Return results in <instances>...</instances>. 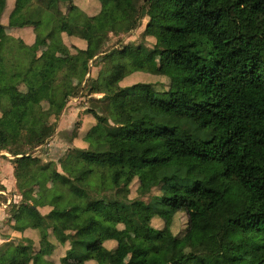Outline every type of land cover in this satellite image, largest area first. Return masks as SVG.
<instances>
[{
  "label": "trees",
  "instance_id": "trees-1",
  "mask_svg": "<svg viewBox=\"0 0 264 264\" xmlns=\"http://www.w3.org/2000/svg\"><path fill=\"white\" fill-rule=\"evenodd\" d=\"M9 1L10 28H48V35L78 36L86 48L67 58L38 57L44 33L31 47L0 41V151L14 157L24 199L15 230L31 228L40 238L37 252L29 240L10 257L1 251L0 264H54L46 260L53 251L49 231L69 244L59 264H121L128 257L132 264H264V0H144L142 6L97 0L101 10L93 17L73 0H0V22ZM147 11L154 16L144 34L155 39L154 48L106 54L107 31L136 30ZM94 58L113 62L109 76L87 87L88 95L103 94L96 100L102 108L87 111L96 121L83 138L88 148L64 155L70 168L62 174L32 152L55 132L49 119L60 111L63 82ZM156 58L159 75L169 80L165 92L149 84L118 86ZM33 172L56 182L43 203L52 208L45 216L36 200L28 203ZM135 180L139 196L156 188L160 195L131 200ZM76 205L84 213L67 217ZM178 213L187 217L182 236L171 230ZM154 218L162 229L152 227ZM118 225L132 233L117 237Z\"/></svg>",
  "mask_w": 264,
  "mask_h": 264
},
{
  "label": "rangeland",
  "instance_id": "rangeland-1",
  "mask_svg": "<svg viewBox=\"0 0 264 264\" xmlns=\"http://www.w3.org/2000/svg\"><path fill=\"white\" fill-rule=\"evenodd\" d=\"M144 0H141L140 5L142 6ZM74 6L83 14L88 17H93L98 15L101 10V5L97 0H73ZM13 9V3L11 1L8 2V7L6 12L1 17L0 22V41H3L5 38L10 37L13 40H19L23 42V44L27 47H31L35 45L36 37L39 33L43 34V43L39 47L37 52V56L48 55V56H56L60 58H67L71 54L75 53L76 49H85L86 43L78 36L69 37L66 34H58V35H48V28H44L40 31L34 30L33 28H23L29 29L25 31H21L19 28H10L8 26V17L11 10ZM63 14L67 13L66 7L62 6L60 8ZM154 16L153 11H147L144 18L141 20L140 27L136 30H133L129 33H116L115 31H107L106 33V42L103 47V50L106 54L110 52L122 51L125 49H130L133 46H142L148 50H152L155 46V39L152 36L145 35V28L150 19ZM47 32V35H46ZM104 53V54H105ZM104 54L99 55V59L102 58ZM124 63L129 64V61H125ZM113 62H111L110 58L108 61L97 60L94 58L87 62L85 68H81L77 71V73L69 76L67 81L63 82L64 92L62 98L58 104L59 112L56 115H53L49 119V124H55L56 128L52 137L48 140L45 146H40L34 149L32 154L36 157H39L43 160V163H54L56 165V170L60 173H66L69 171L70 166H68L65 161H63L64 155H68L71 150L80 147H76L73 145L74 140L82 141V138L86 135V133L96 124L95 119L87 113L88 110H100L102 108V104L98 103L96 100L103 97V94H91L88 95V88L91 84L93 85L94 81L97 79H102L103 77H107L111 74ZM129 71V67L126 72ZM135 84H149L155 92H165L169 86V80L166 77L159 75V61L158 59H153L144 63L142 69L138 72L127 73L124 78L119 82L118 86L120 88L131 87ZM20 90L24 91V87H20ZM46 108V105H44ZM65 120L64 123L67 124L69 129L67 131H58V129L62 127V121ZM69 121V122H67ZM65 124V125H66ZM61 126V127H60ZM37 133L34 132L33 135L29 138V145L32 146L37 138ZM77 140V141H78ZM79 144H82V142ZM52 144V146H51ZM84 149L88 148V144L84 142ZM28 146V148H30ZM124 148H129V145H124ZM6 151H0V153H5ZM31 152V150L27 151ZM7 153V152H6ZM0 158H2L0 156ZM35 182L39 183L35 185L34 190L29 192L31 194V199H29L28 203L31 204L34 200L37 201V207L41 208V214L47 213L51 207L42 206L41 204L47 201L46 196L47 192L51 187H54L56 182L50 178L44 176L42 182H40L41 175L34 173L31 174ZM79 182V181H77ZM80 185V183H78ZM138 181L135 180L130 186V194L129 198L131 200L140 199L141 201L148 203L152 198L160 195L159 188L153 189L149 195L144 197L139 196L137 192ZM22 198V196H21ZM24 200L23 198L21 201ZM3 201L0 199V202ZM19 199H15V206ZM9 201H4L0 205L5 209H8L9 212L7 217L3 222H7V226L4 229L0 230V237H4L5 241L2 245H0V252L3 251L7 256H11L14 249L21 244L27 245V241L29 240L32 243L33 250L37 252L40 248L39 246V233L35 232L32 239H29L25 236H31V233L27 228L23 230H15L16 222L18 220V214L15 209H12V204L8 203ZM19 203V202H18ZM14 204V203H13ZM46 205V203L44 204ZM98 210L103 212L106 216L114 218V213L108 205L104 203H99L97 205ZM84 213L83 209L76 206H71L66 210L65 215L70 218H77ZM158 224H153L151 222L152 227L156 229H162L164 227V223L159 218H154ZM187 226V217L183 213H178L174 217V221L171 227L172 233L175 236H182ZM15 231L11 237L9 235V231ZM50 233V241H52L53 251L52 254L46 258V260H50L54 264H59L60 260L65 256L64 251L66 250L63 246H59L55 239L53 238L51 231ZM131 229L129 227H125L123 225H118L116 236L120 238H125L127 234H131ZM55 245V247H54ZM70 264H78V263H70ZM121 264H132L131 258H126Z\"/></svg>",
  "mask_w": 264,
  "mask_h": 264
},
{
  "label": "crops",
  "instance_id": "crops-1",
  "mask_svg": "<svg viewBox=\"0 0 264 264\" xmlns=\"http://www.w3.org/2000/svg\"><path fill=\"white\" fill-rule=\"evenodd\" d=\"M22 30L25 31V30H29V29H21V31ZM0 116H1V114H0ZM64 122H65V120L62 121V123H63L62 124V127L63 128H61V129L59 128L58 131H57V133L59 131H63V130L67 131L69 129V127H67V124L64 123ZM67 122H69V121H67ZM77 140H74L73 141V145L76 146V147H80L79 149H84L85 146L83 145L84 144L83 138H82V141L78 140V141L82 142V144H79V142ZM51 146H52V144H51ZM0 156L2 157V158H0V199L3 200V201L0 202V204L2 202H4L5 200L6 201H9L8 203L10 205L11 204L13 205L12 206V209H15L16 210V213H17L18 212L17 211L18 210V206L21 203V199L22 198H21L20 192L17 189L16 179L14 177V167H13V164H12V160L14 159V157H12L10 154H8L6 152L5 153H0ZM39 177H40V180H39L40 182H42L44 179H46L44 176H39ZM32 179H33V176H32ZM33 183H34V186L32 188L34 189L35 185H38L39 183L35 182L34 179H33ZM52 188L53 187H51L50 189H52ZM34 190H36V188ZM15 199H17V200L19 199V201H17L16 206H15V202H14ZM41 205L44 206V207L45 206H49L47 204L46 205H43V203ZM9 208L4 210V207H2V205H0V230L1 229H4V227L7 226V222L6 221L3 222V221L7 217V214L9 212ZM40 209L41 208H38L37 207V210L41 214L42 212L40 211ZM51 209L47 213L41 214V215H43V216L47 215L51 211ZM152 221H153V224L154 223L155 224H158V222H156V220L153 219ZM27 230H29V232L31 233V236H25V237H28L29 239H32V241H33L34 240L33 239V237H34L33 235H35V237H36L35 232H37V231L36 230H33L31 228H27ZM14 232L15 231L11 230L8 233H9V235H11V237H14L15 236V235H13ZM4 241H5V238L4 237H0V245H2L4 243ZM50 242H51V244L53 243L52 241H50ZM55 242H57V241L55 240ZM58 244H59V246H63V248L66 249L64 251V255H65L66 251L69 249V244L68 243H65V244L58 243ZM114 246H115L114 245V242H106L105 243V247H107L109 249L114 248ZM54 247H55V245H54ZM85 264H94V262L89 261V262H86Z\"/></svg>",
  "mask_w": 264,
  "mask_h": 264
}]
</instances>
